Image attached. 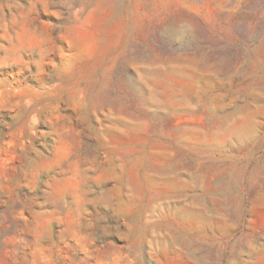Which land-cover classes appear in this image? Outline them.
I'll list each match as a JSON object with an SVG mask.
<instances>
[{"label": "rangeland", "instance_id": "374dc122", "mask_svg": "<svg viewBox=\"0 0 264 264\" xmlns=\"http://www.w3.org/2000/svg\"><path fill=\"white\" fill-rule=\"evenodd\" d=\"M0 264H264V0H0Z\"/></svg>", "mask_w": 264, "mask_h": 264}]
</instances>
